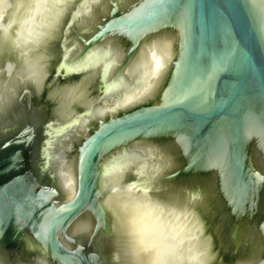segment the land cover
I'll use <instances>...</instances> for the list:
<instances>
[{
	"label": "water",
	"instance_id": "obj_1",
	"mask_svg": "<svg viewBox=\"0 0 264 264\" xmlns=\"http://www.w3.org/2000/svg\"><path fill=\"white\" fill-rule=\"evenodd\" d=\"M25 4L0 24V264L8 243L38 264H127L106 204L123 197L159 203L211 264H264V0ZM57 5L85 13L62 43ZM123 71L139 83L115 96Z\"/></svg>",
	"mask_w": 264,
	"mask_h": 264
},
{
	"label": "clouds",
	"instance_id": "obj_2",
	"mask_svg": "<svg viewBox=\"0 0 264 264\" xmlns=\"http://www.w3.org/2000/svg\"><path fill=\"white\" fill-rule=\"evenodd\" d=\"M25 7V0H0V24L6 18H19ZM58 178L61 187L71 199L74 182L70 174L60 171ZM106 204H109V211L116 219L117 240L122 242L121 251L127 257V264H211L215 259L211 245L205 244L203 237L193 242L195 247L191 250L173 237L168 223L160 214L159 203L139 197H123L106 201ZM151 217L159 220L151 233H144L134 223L137 219Z\"/></svg>",
	"mask_w": 264,
	"mask_h": 264
},
{
	"label": "flooded vegetation",
	"instance_id": "obj_3",
	"mask_svg": "<svg viewBox=\"0 0 264 264\" xmlns=\"http://www.w3.org/2000/svg\"><path fill=\"white\" fill-rule=\"evenodd\" d=\"M99 2H102V0H99ZM80 6H78L77 10H74V11L70 7L65 9L64 7L62 8L59 5L56 6L55 11H53V12H57L55 14L56 18L55 17L53 18L54 19L53 23L48 27L49 33L52 34L53 36H55L53 38H55L56 42L62 43L64 41H67V37L69 38L68 40H70L71 27L69 26V24L71 22L69 20L71 19V16L74 15V17H76V14H79L83 17V15L85 14ZM96 9H99V7L96 6ZM60 12H61V14H60ZM95 12H97V11H95ZM91 13H94V12H91ZM58 14H60V15L63 14V15L61 17ZM57 19H58V21H57ZM74 28H72V29H74L73 32L76 30V27H74ZM67 55H68V57L71 56L69 53L64 54L63 56L61 54L64 61L69 59L66 57ZM106 57H107L106 55L105 56L102 55L100 62H103ZM115 76L116 77L114 79V87H113L114 88L113 92L115 93V96H117L123 90L130 89L132 87H136L139 83V81H138L139 75L138 74L134 75L133 73L128 72V71H126V72L123 71L121 76H117V75H115ZM104 103L111 105V104H113V101L111 99H107L104 101ZM145 156L149 157L150 155L146 154ZM5 246L8 247L9 249L12 247V248H14V250L16 248L21 249V246L16 245V244L8 243V245H5ZM0 249H1V251H6L4 248L0 247ZM20 249H17V252H16V253H19V255H18L19 257L17 258V255L12 254L11 258L12 259L14 258L15 260L9 262V264H38L36 256H34L33 254L29 255L28 257L25 255H21ZM42 264H44V263H42Z\"/></svg>",
	"mask_w": 264,
	"mask_h": 264
}]
</instances>
